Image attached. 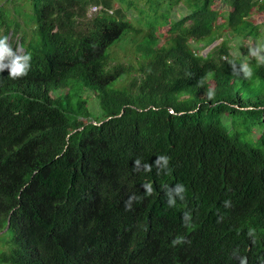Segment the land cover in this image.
<instances>
[{"label":"trees","instance_id":"16d2710c","mask_svg":"<svg viewBox=\"0 0 264 264\" xmlns=\"http://www.w3.org/2000/svg\"><path fill=\"white\" fill-rule=\"evenodd\" d=\"M141 1L0 2V34L31 54L26 76L0 73L2 264H264V64L232 45L262 37L251 16L264 0ZM129 12L155 22L136 28ZM126 32L138 66H110L108 49ZM245 59L250 79L233 71ZM160 155L169 171L154 163ZM177 183L186 198L169 207L164 188ZM132 194L141 198L129 210ZM178 234L187 241L173 246Z\"/></svg>","mask_w":264,"mask_h":264},{"label":"rangeland","instance_id":"374dc122","mask_svg":"<svg viewBox=\"0 0 264 264\" xmlns=\"http://www.w3.org/2000/svg\"><path fill=\"white\" fill-rule=\"evenodd\" d=\"M2 0H0L1 2ZM146 1L143 0L141 1L139 4L140 5H144ZM18 5V4H17ZM22 5V3L20 4ZM12 5L10 7V10L12 11L13 9ZM120 3L115 2L114 3V7L116 9H118L120 7ZM126 8L128 9V6H126ZM214 8L219 9V11L223 12V10H228L227 7H225L222 2H216ZM100 8H98L99 10ZM131 12L135 15V17L137 16V14H141L140 12H138L137 8H133L131 9ZM21 15H16L20 21V24L23 25L26 28V31L31 32L32 31V24H28L24 19V15L23 12H20ZM91 15V14H90ZM148 14H143V17H146ZM135 17L129 12V18L131 23L136 27V28H148V24L150 23V21L155 22L153 20H146L145 24H142L141 22H139L138 20H134ZM251 20L257 25L263 26L261 28V33H262V37L257 39V40H251V39H246L243 41H240L239 39H234L232 42L233 45V49L235 48V50H233L235 55H241L243 57L244 54L246 55L248 52V47L249 46H255L258 43H260L261 41H264V14H259V13H255L251 16ZM223 21L222 19L219 21L221 22ZM156 26V25H155ZM171 26L170 22H167L166 25H160L155 33V36L157 38H161L159 41V46L164 45L165 42L167 41L168 38V34L167 32L169 31V27ZM149 29V28H148ZM1 30V29H0ZM131 32H126V34L124 35V37L117 41L115 44H113L109 49H108V57H109V61H110V66L113 65H117V64H121L123 62H129L131 61L133 64H136L138 66V62L136 60V55L133 56L132 52L135 53V39H130L131 38ZM221 41L216 42L215 44H213L212 46L208 47L206 50L202 51L201 54L202 55H206L211 49L212 47H214L215 45H217L218 43H220ZM10 43L13 45H17V48L22 49V47H20V40L17 38H12L10 37ZM24 51V50H23ZM248 59L250 57H247ZM129 81V76H123L121 78H119L117 81H115L112 84V88L114 89H119L122 88L124 86H126V84ZM215 87V82L211 81V83H209V89H213ZM66 92V91H65ZM206 92L204 91L201 96H205ZM83 96L88 97V108L89 111L91 112V115L94 119H99L101 117V109L99 107V101L96 97V93L92 90V89H86L83 91ZM7 229V228H6ZM4 229L3 232L0 233V255L4 252L7 251V247H8V240H9V234L5 233L7 230ZM5 233V234H4ZM0 264H2L0 262Z\"/></svg>","mask_w":264,"mask_h":264},{"label":"clouds","instance_id":"9594fccd","mask_svg":"<svg viewBox=\"0 0 264 264\" xmlns=\"http://www.w3.org/2000/svg\"><path fill=\"white\" fill-rule=\"evenodd\" d=\"M98 8H91L89 15L96 13ZM11 35L0 34V73H3L5 69L9 72V77L16 79L24 77L28 74L31 67V54L25 52V50H21L19 48H14L10 43ZM20 47H22L20 43ZM245 57L254 58L257 63L264 64V41H261L255 46H249L248 52ZM233 71H238L245 78H252L253 76V68L245 59L239 65L235 62L232 63ZM214 93L209 91V95H213ZM154 163L157 168L161 167V163L163 165L164 171H169V157L166 155L157 156ZM141 162L139 160L135 161V165L139 167ZM145 193L151 194L152 188L150 185H144ZM186 186L182 183H177L172 186H167L164 188V194L167 197V203L169 207H176L178 201L185 200L186 196ZM141 197H137L135 194L129 196L128 201L126 202V207L130 210L133 206V202ZM225 206H230V201L224 202ZM182 220L184 222L185 227H189L192 221V213L191 211L185 210L183 212ZM254 230H250L251 232ZM187 241V237L183 234H178L171 241L173 246L181 245Z\"/></svg>","mask_w":264,"mask_h":264},{"label":"water","instance_id":"95a60500","mask_svg":"<svg viewBox=\"0 0 264 264\" xmlns=\"http://www.w3.org/2000/svg\"><path fill=\"white\" fill-rule=\"evenodd\" d=\"M10 224V223H9Z\"/></svg>","mask_w":264,"mask_h":264}]
</instances>
